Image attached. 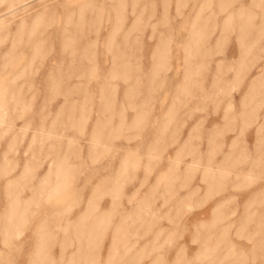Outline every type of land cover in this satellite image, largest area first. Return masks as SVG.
<instances>
[{
	"label": "clouds",
	"instance_id": "clouds-1",
	"mask_svg": "<svg viewBox=\"0 0 264 264\" xmlns=\"http://www.w3.org/2000/svg\"><path fill=\"white\" fill-rule=\"evenodd\" d=\"M0 264H264V0H0Z\"/></svg>",
	"mask_w": 264,
	"mask_h": 264
}]
</instances>
